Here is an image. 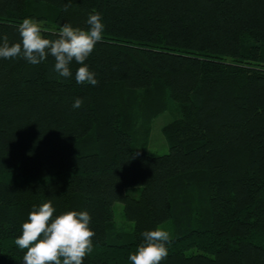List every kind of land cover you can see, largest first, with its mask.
<instances>
[{"label":"trees","instance_id":"obj_1","mask_svg":"<svg viewBox=\"0 0 264 264\" xmlns=\"http://www.w3.org/2000/svg\"><path fill=\"white\" fill-rule=\"evenodd\" d=\"M90 14L105 26L85 62L96 86L75 62L65 78L51 56L0 59V264H23L14 241L49 201L90 214L84 264H130L167 221L162 264H264V0H0V37L20 42L31 18L56 39ZM173 107L169 152H142Z\"/></svg>","mask_w":264,"mask_h":264},{"label":"clouds","instance_id":"obj_2","mask_svg":"<svg viewBox=\"0 0 264 264\" xmlns=\"http://www.w3.org/2000/svg\"><path fill=\"white\" fill-rule=\"evenodd\" d=\"M70 5L65 6V11ZM87 30L64 24L56 34L58 38H46L47 31L41 23L25 18L18 25L20 42L9 44L8 36L0 37V59L23 58L30 64L44 62L51 56L54 71L60 77L73 75V62L81 65L75 79L80 84L96 86L95 73L85 64L103 40L104 24L98 14H90ZM83 101L77 98L73 108H80ZM51 201L34 206L22 225V234L14 241L22 251L23 264H84V259L93 251L94 231L90 228L91 216L87 211H67L56 215ZM144 243L129 255L130 264H162L168 256L171 243L169 231L156 228L143 233Z\"/></svg>","mask_w":264,"mask_h":264},{"label":"rangeland","instance_id":"obj_3","mask_svg":"<svg viewBox=\"0 0 264 264\" xmlns=\"http://www.w3.org/2000/svg\"><path fill=\"white\" fill-rule=\"evenodd\" d=\"M178 116L179 113L174 109V107L171 111H167L158 116L153 122L150 140L147 146L144 149H141V151L149 155H161L168 153L169 145L166 141V138L164 137L163 127L165 124L172 121L174 118H177ZM114 215L116 222L120 226L129 227L131 225V223L128 222L124 217L123 203L115 202ZM159 228L165 229L170 232L171 236L173 235V228L170 222H164Z\"/></svg>","mask_w":264,"mask_h":264}]
</instances>
